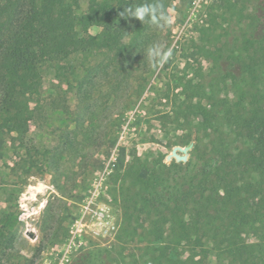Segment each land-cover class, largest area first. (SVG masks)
<instances>
[{
	"label": "rangeland",
	"instance_id": "374dc122",
	"mask_svg": "<svg viewBox=\"0 0 264 264\" xmlns=\"http://www.w3.org/2000/svg\"><path fill=\"white\" fill-rule=\"evenodd\" d=\"M262 5L264 0H168L169 22L162 28L149 23L139 52L128 60L122 48L89 59L73 56L74 75L59 77L45 63L16 75L13 90L27 91L37 110L25 139L0 130V231L12 232L13 245L0 251V264H153L147 240L122 243L119 237L121 194L135 191L125 173L133 167L146 176L156 158L190 159L194 143L185 139L195 127L184 130L176 122L180 103H191L184 86L205 85L216 77L212 67L217 70L200 53L202 39L206 33L218 39L211 47L216 56L236 50L252 32L250 23L257 16L264 22ZM87 7L82 1L78 13ZM100 31L92 27L89 33ZM154 44L172 49L165 63L147 58ZM219 87L225 98L228 88ZM259 88L264 110V80ZM257 193L252 202L264 210V188ZM241 238V256L218 258L206 242L195 259L256 264L250 246L260 233L243 230Z\"/></svg>",
	"mask_w": 264,
	"mask_h": 264
},
{
	"label": "trees",
	"instance_id": "16d2710c",
	"mask_svg": "<svg viewBox=\"0 0 264 264\" xmlns=\"http://www.w3.org/2000/svg\"><path fill=\"white\" fill-rule=\"evenodd\" d=\"M82 1L88 7L79 14ZM144 2L0 3V130L25 139L37 110L31 107L27 91L13 90L11 80L16 75L45 63L57 76L66 77L77 72L70 61L75 55L89 59L123 48L121 57L128 60L138 53L149 23L120 13ZM161 3L166 12L168 0ZM258 7L264 10L263 5ZM250 26L252 32L236 50L225 49L218 57L211 50L218 39L207 33L202 39L200 53L212 58L217 70L212 67L216 77L205 85L188 81L184 86L191 103H180L176 122L184 130L195 127L185 139L194 143L190 159L167 163L156 158L148 162L146 176L133 167L125 173L135 191L121 194L124 221L119 237L122 243L147 240L153 264H199L197 250L206 242L213 243L218 258L241 256V234L249 229L260 233V241L252 243L250 251L256 253V264H264V210L252 202L264 188V110L259 88L264 80V22L257 16ZM92 27L101 31L90 34ZM207 28L209 33L212 27ZM220 84L233 93L232 99L229 92L220 98ZM27 146L28 151H37ZM12 246V232L0 231V251Z\"/></svg>",
	"mask_w": 264,
	"mask_h": 264
},
{
	"label": "clouds",
	"instance_id": "9594fccd",
	"mask_svg": "<svg viewBox=\"0 0 264 264\" xmlns=\"http://www.w3.org/2000/svg\"><path fill=\"white\" fill-rule=\"evenodd\" d=\"M120 15L126 19L131 18L140 21L142 24L147 22L155 24L157 27H164L169 22L161 0H145L144 3L129 5L124 8ZM172 55V49L165 50L163 45L154 44L146 51L147 58L153 64H163Z\"/></svg>",
	"mask_w": 264,
	"mask_h": 264
},
{
	"label": "water",
	"instance_id": "95a60500",
	"mask_svg": "<svg viewBox=\"0 0 264 264\" xmlns=\"http://www.w3.org/2000/svg\"><path fill=\"white\" fill-rule=\"evenodd\" d=\"M186 151V150H185Z\"/></svg>",
	"mask_w": 264,
	"mask_h": 264
}]
</instances>
